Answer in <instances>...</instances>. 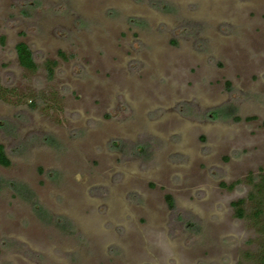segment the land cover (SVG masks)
I'll return each instance as SVG.
<instances>
[{"label": "rangeland", "instance_id": "rangeland-1", "mask_svg": "<svg viewBox=\"0 0 264 264\" xmlns=\"http://www.w3.org/2000/svg\"><path fill=\"white\" fill-rule=\"evenodd\" d=\"M0 144V264H253L264 0H0Z\"/></svg>", "mask_w": 264, "mask_h": 264}, {"label": "trees", "instance_id": "trees-1", "mask_svg": "<svg viewBox=\"0 0 264 264\" xmlns=\"http://www.w3.org/2000/svg\"><path fill=\"white\" fill-rule=\"evenodd\" d=\"M16 56L19 62V65L26 69L27 71L35 72L38 69V65L35 61L33 52L29 48V46L20 42L15 47ZM63 56V54H62ZM56 65V62H47L46 68L48 70L49 77H53L54 71L53 68ZM11 161L8 158L5 148L2 144H0V166L1 167H10ZM257 182L252 183V190L249 193V201L253 203L250 211L246 208V200L241 199L237 202L233 203V207L236 211V216L240 219H250L254 221L256 224L259 233H263L264 235V175H260L257 178ZM167 201L171 207H173V200L170 196H167ZM252 259L253 264H264V248L256 254V256L250 257Z\"/></svg>", "mask_w": 264, "mask_h": 264}]
</instances>
